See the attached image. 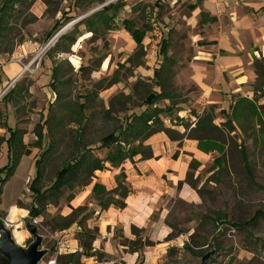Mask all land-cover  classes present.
<instances>
[{
	"label": "rangeland",
	"instance_id": "rangeland-1",
	"mask_svg": "<svg viewBox=\"0 0 264 264\" xmlns=\"http://www.w3.org/2000/svg\"><path fill=\"white\" fill-rule=\"evenodd\" d=\"M107 1L19 0L15 5L13 20L9 21L11 31L5 41V33L0 39L2 42L8 40L10 54L14 58H17L22 45L32 43L37 44V51L33 54L36 57L40 49L60 31L69 27L70 30H67L72 32L74 25L82 20L90 19L94 31L79 25L74 32L76 41L70 53H51L48 57L47 53L53 49V45L36 57L30 67L34 71H26L18 76L16 84L27 87V91L13 96L9 104L15 110L18 124L28 126L23 130L27 134L26 141L31 152L26 157V165L25 160L7 186L4 204L0 207V224L12 233L13 241L23 249L32 242L26 226L34 225L42 238L39 249L45 251L43 261L53 259L55 264H68L64 256L79 252L82 253L80 264H123L121 261L113 262L110 257L92 251V248L86 251L81 247H91L92 241L87 234L96 233L94 223L97 221V211L100 210L94 195L86 193L88 186L78 188L77 184H73L72 188L63 189L59 197L47 191L57 170L77 150L75 132L79 127L65 115L64 108L84 104L83 116L87 126L83 130L78 129L79 133L82 130L83 135L79 142L87 145L93 156L103 158L107 149L100 146V139L123 126L127 116L148 111L145 99L150 92L159 93L158 84L161 83L170 99L159 101L155 107L162 111L159 117L164 128L178 135L176 140H171L164 132L160 133L171 142L181 145L195 135L192 130L200 118L212 116V124L219 127L220 131L211 132L207 137L218 141L223 152H214L210 167L199 170V173L197 168H189L193 180L198 181L196 185L202 202L195 206L177 200L171 205L167 223L173 230L172 234L177 235L175 238L182 243L176 247L173 256L167 257L166 254L158 264H201L202 257L215 248L216 242L220 249H215L208 264L247 262L252 259L247 249L253 243L261 247L259 260L254 264H264L263 220L259 219L245 230H236L211 221H201L199 216L206 214L213 219L224 214L227 222H244L257 210L264 213V89L261 90L257 77L249 88L235 91L237 93L223 90L217 103H205L206 100L200 99L201 90L194 79L195 72L185 64L190 61L196 46L202 44L196 36L204 34V27L182 19L166 23L163 17L168 11L160 0L161 5L158 0L147 4L140 0H122L117 3L123 5L117 16L108 21L109 30L105 21L112 11H106L105 14L101 12ZM152 14L156 15L155 23L160 30L161 40L167 39L169 42V61L164 60L159 53L160 40L155 48L157 55L153 66L147 58V52L143 49L138 51L137 48L131 51L127 46L130 34L122 26L123 20H129L134 27L152 32ZM63 22L64 25L47 40L46 35L54 26ZM151 34L149 38L156 40ZM128 57H131V63H126ZM263 61L264 53L252 62L251 68L255 71V63L261 62L264 65ZM147 62L152 67H147ZM12 63L15 61L12 60ZM53 63L58 65L59 75L52 85ZM138 67H141L139 72L136 71ZM156 70L160 72V78H154L151 72ZM40 73L42 81L34 86ZM147 74L152 77L148 78ZM30 87L32 94L28 93ZM239 98L253 100L254 106L258 108L257 115L254 117L246 104H239L235 107V113L243 116L241 120L232 122L231 129L225 125L226 119H230L234 111L229 106ZM5 100H0V122L6 121L2 111ZM73 114L77 116L78 113ZM56 115H61V121L57 120V124L53 125L51 121L46 125L45 120L53 119ZM9 121L12 123L11 118ZM38 136H41L39 142L36 141ZM49 148L50 151L43 156ZM36 160L41 161L42 179L36 187L39 194L44 195L41 199L35 198L29 189L35 174ZM26 173L18 191L22 176ZM201 181L203 183L200 184ZM17 191V196L11 200ZM10 203L18 208L19 213L14 217L15 209H12L11 217H8ZM33 206L41 210L40 217L32 218L28 215ZM21 213L26 214L25 219L19 218ZM69 222H73L71 227L62 229ZM247 233L251 234V241ZM136 235L138 241L143 240L144 235ZM212 237L217 241H212ZM124 241L120 242L123 244ZM184 244L190 248L185 249Z\"/></svg>",
	"mask_w": 264,
	"mask_h": 264
},
{
	"label": "crops",
	"instance_id": "crops-1",
	"mask_svg": "<svg viewBox=\"0 0 264 264\" xmlns=\"http://www.w3.org/2000/svg\"><path fill=\"white\" fill-rule=\"evenodd\" d=\"M140 1H145L146 4L157 2V0ZM160 1L168 11L163 17V21L166 23L182 19L187 23L199 24L204 27V34L196 36L198 42L202 44L196 46L190 55V61L185 63L186 67L195 72L194 79L201 90L200 99L202 101L217 103L223 90L237 93L235 91L241 92L249 88L250 84L255 83L256 73L251 68V64L260 54L264 53V14L261 11V8L264 7V0ZM158 4L161 5L159 0ZM155 21L156 15L152 14L150 19L152 32H146L144 28L140 29L132 25L131 30H144V36L143 38H140L139 35L133 37L131 32L126 30L130 34V43L124 44V46H129L131 51L135 48L138 49V45H140L141 49L147 52V58L151 61L152 66L157 55L156 45L161 40V33ZM150 34L155 36L156 40L150 39ZM36 45V43H32L20 47V51L25 55V60H28L27 62L33 58V54L37 51ZM12 55L2 54L0 58V93L12 80L17 79L6 94L14 89L22 71L20 65L12 63L10 58ZM128 59L130 60L127 61ZM7 61L10 63L6 64ZM129 62L131 63V57L126 59V63ZM146 66L152 67L149 62L146 63ZM139 69L141 67L136 68V71L139 72ZM136 71L135 73H137ZM151 72L154 74V71ZM44 73L46 74V71ZM40 75L41 73L38 76ZM147 77L151 78L152 76L147 74ZM42 78L43 76H40L36 79L34 86L41 83ZM28 93H33L31 87L28 88ZM5 95L1 97L3 102L6 99L4 103L6 105H2V111L6 115L5 123L9 127L17 126L25 130V127L28 126L17 123L15 110L9 104L11 101H7L8 97L3 98ZM215 98L217 100H213ZM10 118L12 123L9 121ZM26 135L25 132L23 141L27 145ZM7 137L8 133L0 126V168L7 163V146L2 141ZM145 143L150 147L153 158L141 160L140 156H137L132 160L125 161L117 168L106 164L107 170L95 172V178L86 190V193L91 194L94 183L100 184L108 191L112 190L116 187L115 177L121 171L125 175V184L130 190V194L124 201L125 208L109 207L106 210L97 211V221L94 223L95 239L91 244L92 251H98L99 254L110 257L113 262L158 264L166 256L169 248L180 247L182 242L179 239L166 241L167 236L171 233V229L166 223L171 205L177 200L195 206L201 204L198 191L185 183V178L192 161L197 163L199 173V170L210 167L214 160V152L200 151L195 140H186L178 145L168 140L164 134L157 133ZM26 157L21 158L13 176L1 187L0 207H3L7 186L17 175L20 166L27 159ZM26 163L27 160L25 165ZM26 175L27 173L22 176L18 191ZM201 183L203 182L201 181ZM18 191L11 197V200L17 196ZM12 209H15L13 217L19 213L16 205L10 203L8 217L9 215L11 217ZM20 215V219H25L26 214L21 213ZM134 230L140 235H144V238H148L152 242V246L137 253L129 252L120 241H133L136 237Z\"/></svg>",
	"mask_w": 264,
	"mask_h": 264
},
{
	"label": "trees",
	"instance_id": "trees-1",
	"mask_svg": "<svg viewBox=\"0 0 264 264\" xmlns=\"http://www.w3.org/2000/svg\"><path fill=\"white\" fill-rule=\"evenodd\" d=\"M19 0H2L0 5V39L4 36V41L7 39L9 32L11 29L9 28V21L13 20V12L15 5ZM118 3V2H117ZM109 4L101 10L105 14L106 11H112L111 16L106 18L105 25H108V21H111L112 18L117 16L118 11L122 8V4ZM261 11L264 14V7L261 8ZM65 21L68 22L66 19ZM64 25L63 23H59L58 26H54L53 30L50 31L46 35V39H50L54 34L55 30L60 29ZM79 25H84L88 28L89 31H94L93 24L90 19L82 20L81 22L74 25V29L72 32L68 30L61 34L57 39L54 47L51 51L47 53V56L50 57L51 53L55 54H64L70 53V49L72 45L76 41V37L74 32L77 30ZM122 26L125 30L130 31L132 36L139 35L140 38L144 36V30H131L132 24L129 20H123ZM110 30V26L108 27ZM70 30V29H69ZM20 44V43H19ZM169 44L166 39L161 41L159 53L162 58L166 61H169L167 57V48ZM138 51L141 50L140 45H138ZM0 52L1 54H10L11 46L9 45L8 40L6 42L0 41ZM128 59L127 61H129ZM264 62V61H263ZM255 73L257 77L258 83L261 85V90L264 89V65L261 62L255 63ZM52 85L54 83V79L58 78L59 75V67L56 63H53L52 67ZM154 78H160V72L154 71ZM160 88V92H150L148 93L144 104L147 106L148 111H144L139 115L132 114L125 118L123 126H119L113 133L103 137L100 139V146L107 149L106 155L103 158H99L97 156L92 155V151L87 145H83L79 142L80 139L83 138L81 132L87 126V121L85 122V117L83 116L85 106L84 104H77L72 106V108L66 107L64 110L66 111V116L71 118V122L78 125L80 133L78 131L79 128L76 129V144L77 150H75L74 154L71 156L70 160L66 161L61 165L59 170L55 173V178L51 186L47 189L48 193L61 196L63 193V189L72 188L73 184H77L78 188L89 186L94 178L95 172L97 171H105L107 170L106 164L110 165L113 168H117L122 165L127 160H132L134 157L140 156L141 160H148L153 158L152 151L150 147L144 146V142L147 141L151 136L164 132L171 140H176L175 138L178 135L176 132L170 129H166L163 126V122L159 115L162 113L156 106V104L161 100L170 99L169 94L164 90V87L161 83L158 84ZM27 87H20L18 84L15 85L14 89L10 90L3 98L8 97V101H12L13 96L21 95L22 93H26ZM55 92V90L53 91ZM246 104L250 113L255 117L257 115L258 108L254 106L253 100H249L247 98H239L232 105L229 106L230 110L233 111L231 114V118H227L225 125H228L232 129V122L239 121L242 118V114L235 113V107H238L239 104ZM77 112L76 114H73ZM222 113V111H220ZM223 114V113H222ZM212 117V116H211ZM211 117L200 118L199 121L194 126L192 130L194 136H191V140L197 141L198 149L204 153L209 152H218L221 154L223 152L222 145L213 138H210L207 135L211 132H219L220 128L214 126L212 124L213 119ZM57 120L61 121V115H56L53 119H46V125L52 121L51 125L57 124ZM18 123V122H17ZM0 126L6 130L8 133V137L6 140H2L6 143L7 146V163L5 166L0 168V196H1V187L13 176L16 168L18 167L20 160L23 156H27L30 154V147L26 145L23 141V137L25 131L23 129L16 127H9L5 121L0 122ZM57 127V126H56ZM55 130V129H54ZM200 134V135H199ZM41 140V136L37 137V142ZM49 150L45 151L43 156H45ZM113 149V150H112ZM223 161V159H221ZM35 174L32 182L30 183L29 189L32 191L35 198L41 199L44 197L43 194H39V190H36V187L40 184L42 179L41 174V161L36 160L34 162ZM193 167L197 168L198 165L196 162L192 161L190 163V169ZM116 187L112 190H106L100 184L94 183L92 186V194L97 200L98 206L100 210H106L109 207H114L116 209H124L125 208V198L130 194V190L127 188L125 184V175L123 171H121L116 177ZM185 183H187L190 187L198 191L200 195V190L197 189L195 180H193V176L190 172L187 173L185 178ZM201 197V196H200ZM30 217L38 218L41 216V210L37 207L33 206L29 210ZM200 220L207 222L211 221L216 223L217 225H225L230 226L236 230H245L251 226H253L259 219L264 221V213L260 210H257L252 217L244 222H227L225 220L224 214H219L215 218L211 219L206 214H201ZM169 215L167 216V220ZM73 222H69L62 226V229H67L71 227ZM168 224V223H167ZM170 227V225L168 224ZM171 228V227H170ZM173 230L171 228V233L167 236L166 241H171L175 239L177 235L172 234ZM83 233V232H82ZM139 232H135L136 235ZM86 234V233H84ZM181 234V233H180ZM89 239L93 241L95 239V234H87ZM247 236L250 237V241L252 236L250 233H247ZM137 235L133 241H124L123 246L127 248V250L131 253H137L142 251L146 247H151L152 242L148 238H143V240L138 241ZM212 241H217L215 238H211ZM250 243V242H249ZM86 251L91 250V247L88 245H81ZM185 249H189L188 244H184ZM215 249L218 251L220 249V245L216 242ZM261 247H257V244H250L247 251L252 255V259L247 262H241L239 264H254V262L259 260V255ZM176 251V247L169 248L167 250V257H171L174 255ZM82 253L74 252L70 253L64 258L67 260L68 264H80ZM233 261V260H232ZM233 263V262H232ZM231 263V264H232ZM141 264V263H138Z\"/></svg>",
	"mask_w": 264,
	"mask_h": 264
},
{
	"label": "water",
	"instance_id": "water-1",
	"mask_svg": "<svg viewBox=\"0 0 264 264\" xmlns=\"http://www.w3.org/2000/svg\"><path fill=\"white\" fill-rule=\"evenodd\" d=\"M69 27L60 31L56 38L64 33ZM28 233L32 237V242L26 249L19 247L12 239V233L9 232L0 224V264H38L45 256V251L40 250L42 238L38 235L34 225L27 224ZM215 248L206 253L201 264H208L210 257L214 254Z\"/></svg>",
	"mask_w": 264,
	"mask_h": 264
},
{
	"label": "built area",
	"instance_id": "built-area-1",
	"mask_svg": "<svg viewBox=\"0 0 264 264\" xmlns=\"http://www.w3.org/2000/svg\"><path fill=\"white\" fill-rule=\"evenodd\" d=\"M119 1H122V0H108L103 6H107L109 4H115ZM56 36L51 39L45 46H43L40 51L38 53H40V55L44 54L51 46H53L56 42ZM21 49V48H19ZM39 55V56H40ZM2 57V54H0V58ZM37 57V56H36ZM36 57L33 56V58L27 62V63H23L25 61V55L19 50L17 52V58H14V55H12L10 58L15 61L16 64L22 66V71L20 74L26 72V71H34L32 70L30 67L33 65V63L35 62L36 60ZM15 59V60H14ZM0 67H1V64H0ZM16 81V79L12 80L0 93V99L3 95L6 94V92L10 89V87H12V85L14 84V82ZM38 264H55V260H48V261H41L40 263Z\"/></svg>",
	"mask_w": 264,
	"mask_h": 264
},
{
	"label": "bare ground",
	"instance_id": "bare-ground-1",
	"mask_svg": "<svg viewBox=\"0 0 264 264\" xmlns=\"http://www.w3.org/2000/svg\"><path fill=\"white\" fill-rule=\"evenodd\" d=\"M40 55V53H38V55L37 56H39ZM13 238V237H12ZM14 240V239H13Z\"/></svg>",
	"mask_w": 264,
	"mask_h": 264
}]
</instances>
